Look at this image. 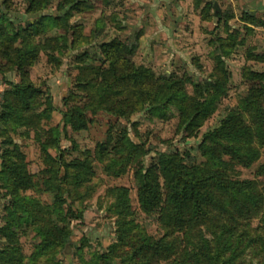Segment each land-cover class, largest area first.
I'll return each mask as SVG.
<instances>
[{
	"label": "rangeland",
	"instance_id": "obj_1",
	"mask_svg": "<svg viewBox=\"0 0 264 264\" xmlns=\"http://www.w3.org/2000/svg\"><path fill=\"white\" fill-rule=\"evenodd\" d=\"M113 41L121 42L122 51H105L103 44ZM118 58L120 66V59H129L156 78L178 80L190 96L195 87L215 79H222L224 93L217 98V109L193 129L179 125L180 113L173 104L163 113L150 108L122 115L96 111L91 106L94 84L88 83L95 81L94 70L108 71ZM251 72L264 74V2L0 0V264H106L101 257L110 252L115 264H139V241L165 235L181 242L180 251H192L183 231L172 234L162 224L160 210H142L136 171L144 168L157 175L165 199L159 153L179 152L185 159L204 161L199 148L204 133L219 126L260 85L248 78ZM23 84L32 86L22 95L30 97L32 108L25 116L17 114L23 101L15 90ZM57 127L60 134L53 131ZM121 138L147 154L127 160L126 152H116L124 149L119 147ZM42 145L48 146L53 161ZM15 149L25 155L35 181L33 189L19 192L32 203L16 195L17 186L5 173L7 157ZM261 151L257 162L249 168L238 165L236 172L264 189ZM77 161L82 164L74 165ZM58 189L66 202L61 225L70 241L53 256L37 247L40 238L32 218L20 227L14 219L30 207L41 216L38 208L51 205ZM262 215L247 220L250 241L233 264H264Z\"/></svg>",
	"mask_w": 264,
	"mask_h": 264
},
{
	"label": "trees",
	"instance_id": "obj_2",
	"mask_svg": "<svg viewBox=\"0 0 264 264\" xmlns=\"http://www.w3.org/2000/svg\"><path fill=\"white\" fill-rule=\"evenodd\" d=\"M103 47L107 52H119L123 45L113 41L104 43ZM118 60L108 71L94 70L92 75L95 81L88 83L94 84L91 86L94 88L91 106L96 111L122 115L132 113L137 108L139 111L150 108L152 112L163 113L173 104L180 113L179 125L193 129L200 128L217 109V98L224 93L222 79H215L207 81L202 87H195L194 96H190L178 80H161L151 70L137 67L129 59H120L122 66ZM248 78L258 80L260 85L252 87L241 104L219 126L204 133L199 147L204 161L197 163L193 159H185L179 152L159 153V167L167 193L165 199L157 175L144 168L136 171L142 210L145 213L160 210L162 224L171 228L172 234L173 230L183 231L187 245L192 246V251L186 248L180 251L182 245L178 239H168L165 235L163 239L152 241L145 237L139 241L142 245L140 252H143L138 258L139 264H233L234 259L239 257L238 252H243V245L250 241H246L247 220L263 211L261 225L264 230V189L257 187L255 180L241 179L236 172L238 165L249 168L257 162L261 158V149L264 150V74L251 72ZM29 87L32 86L15 85L16 93L21 95L23 101L17 114L21 111L24 116L32 114L30 97L22 96L28 95ZM74 111L82 116L78 108H74ZM23 115L20 118L23 119ZM42 116L49 119L51 113H42ZM79 123L83 124V120ZM53 131L60 134L59 127ZM118 143L124 149H117L116 152H126L127 160L131 156L147 154L142 146L132 144L125 138ZM105 145L101 143L99 147ZM42 149L47 158L53 161L48 146L42 145ZM5 163V173L17 186L16 195L24 202L29 200L32 203L31 198L19 193L35 186L33 176L27 169L25 155L15 149ZM81 164L80 161L74 163L78 166ZM260 170L264 174V165L260 166ZM44 183L46 185L48 180ZM58 187L63 190L61 185ZM65 203L58 189L51 205L38 208L42 215L51 217L44 219L39 215V218L30 207L14 219L16 227H20L24 220L26 222L32 218L40 238L37 247L41 253L55 256L54 250L63 248L70 241L67 228L61 225L66 218ZM240 228H243L242 231ZM234 231L240 233L232 237ZM112 256L111 252L102 255V262L115 264ZM52 259L48 257L49 261ZM54 264L60 263L56 261Z\"/></svg>",
	"mask_w": 264,
	"mask_h": 264
},
{
	"label": "crops",
	"instance_id": "obj_3",
	"mask_svg": "<svg viewBox=\"0 0 264 264\" xmlns=\"http://www.w3.org/2000/svg\"><path fill=\"white\" fill-rule=\"evenodd\" d=\"M231 1H234V0H231ZM237 1H239L245 5L250 4V3L264 2V0H237ZM215 4H217V2L214 1V7H215ZM217 14H218V12H217ZM217 14H215V15H217Z\"/></svg>",
	"mask_w": 264,
	"mask_h": 264
},
{
	"label": "water",
	"instance_id": "obj_4",
	"mask_svg": "<svg viewBox=\"0 0 264 264\" xmlns=\"http://www.w3.org/2000/svg\"><path fill=\"white\" fill-rule=\"evenodd\" d=\"M218 12V7H217V4H215V14H217Z\"/></svg>",
	"mask_w": 264,
	"mask_h": 264
}]
</instances>
